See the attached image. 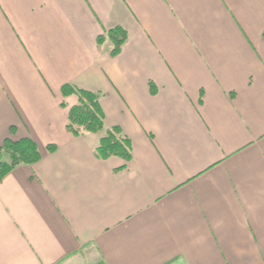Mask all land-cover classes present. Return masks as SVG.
<instances>
[{"label":"crops","instance_id":"0c3cea01","mask_svg":"<svg viewBox=\"0 0 264 264\" xmlns=\"http://www.w3.org/2000/svg\"><path fill=\"white\" fill-rule=\"evenodd\" d=\"M263 30L264 0H0V148L41 156L0 181V264H264ZM64 84L129 161L66 130Z\"/></svg>","mask_w":264,"mask_h":264},{"label":"trees","instance_id":"16d2710c","mask_svg":"<svg viewBox=\"0 0 264 264\" xmlns=\"http://www.w3.org/2000/svg\"><path fill=\"white\" fill-rule=\"evenodd\" d=\"M262 37L264 39V30ZM96 41L99 46L108 41L111 44L108 53L114 57L120 53L127 41V34L123 28L117 26L105 31L104 35L98 36ZM60 91L62 97L73 95L77 99L76 104L68 109L66 130L76 137L84 133L103 131L98 145L94 148V155L99 159L117 156L129 161L131 158L130 140L116 126L105 128L104 113L99 104L100 94L71 84L62 85ZM61 105L66 106L63 102ZM54 149V145L47 146L49 152ZM40 157L37 146L31 139L23 138L17 141L6 139L0 148V181L16 166L32 165L38 162Z\"/></svg>","mask_w":264,"mask_h":264}]
</instances>
